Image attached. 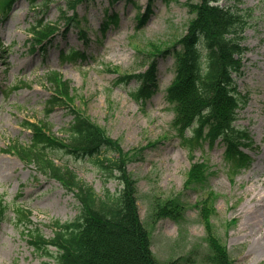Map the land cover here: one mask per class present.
I'll return each mask as SVG.
<instances>
[{
    "label": "rangeland",
    "instance_id": "1",
    "mask_svg": "<svg viewBox=\"0 0 264 264\" xmlns=\"http://www.w3.org/2000/svg\"><path fill=\"white\" fill-rule=\"evenodd\" d=\"M198 0H94L79 5L77 27L67 29L60 20L63 0H50L31 7L17 1L0 23V198L9 206L0 223V264H57L28 243L21 227L14 223V209L22 206L31 213L33 227L45 237L51 236L55 220H73L79 204L59 183L26 166L6 150L12 142L28 144L29 131L22 128L27 120H41L50 90L44 74L59 71L71 82L76 107L117 140L123 151L144 147L140 160L130 161L128 173L136 180V202L141 222L150 235L151 251L161 263L194 254L193 264H206L207 238L196 202L212 192L216 212L211 218L214 234L226 245L234 264H264V201L257 207L258 195L264 194V0H221L229 7L240 2L241 8L254 10L251 26L244 32L242 74L237 76L238 90L247 95V104L239 111L236 125L248 132L252 145L245 149L251 156L249 169L236 176L228 174L223 147L208 142L194 144V157L206 163V176L195 187L184 189L190 167L187 142L171 129L174 104L166 99V88L175 74V57L160 51L174 46L185 33L192 15L188 4ZM150 3L151 14L143 24L137 18ZM117 24L103 25L111 13ZM71 15V12L69 13ZM56 22L59 33L45 50L31 51L28 28L35 20ZM86 34L85 41L80 31ZM3 47L6 49L3 51ZM83 53L71 58L67 51ZM156 61V86L148 97L137 101L131 94L137 84L116 82L128 74H139ZM14 86H19L15 89ZM71 116L66 108H56L48 118L53 132L63 136ZM60 165H68L95 192L116 193L121 185L107 178L97 166V157L75 158L62 152H49ZM114 153L103 150L100 157ZM180 195L183 205L176 220L163 218L152 224L149 217L153 200L163 202ZM235 220L234 223L230 222ZM52 250V249H51ZM191 264V263H188Z\"/></svg>",
    "mask_w": 264,
    "mask_h": 264
},
{
    "label": "trees",
    "instance_id": "2",
    "mask_svg": "<svg viewBox=\"0 0 264 264\" xmlns=\"http://www.w3.org/2000/svg\"><path fill=\"white\" fill-rule=\"evenodd\" d=\"M15 0H0V13H6ZM33 5L37 0H29ZM47 1V0H43ZM89 0H64L66 8L73 10ZM219 0H198L189 4V21L185 34L178 40L174 51L176 58L175 77L167 88V99L175 104V118L172 128L177 136L186 141L190 158L193 145L218 143L224 147V157L235 171L247 168L251 159L241 147L250 143L248 134L237 128L238 110L245 106L247 98L237 90L234 75H241L242 57L246 48L242 46L243 33L253 19L251 8L212 5ZM65 15V13H64ZM114 19V16L110 17ZM145 16L140 19L143 23ZM68 18V23L73 22ZM36 42H43L52 35L55 28L33 27ZM175 46V47H176ZM173 47V48H175ZM172 48V49H173ZM167 49L159 54L169 53ZM156 61L149 63V69L139 75L122 77L127 83L137 81L134 96H148L155 86ZM51 89L46 103V118L55 107L71 101L69 82L57 72L45 75ZM72 119L64 130L65 137H57L47 122H25L23 127L32 133L28 145L14 144L12 151L27 165L35 168L72 193L79 203L78 216L69 222H52V236L45 238L37 228H32L30 213L18 206L15 208V223L29 238V244L37 252L54 258L58 264H162L150 250L149 235L142 226L136 206L135 181L128 175L126 165L138 159L147 147L124 152L119 144L105 135L102 129L91 123L82 113L71 111ZM102 150L114 153L111 158H99L97 164L107 177L119 180L121 190L112 194L106 190L102 196L81 181L68 166L57 165L47 151H61L73 156H94ZM206 165L195 162L187 173L185 187L200 182ZM210 197L200 202L201 218L207 232L208 253L206 259L212 264H231L226 249L214 237L210 217L213 207ZM0 199V222L8 207ZM181 208L177 198L163 202L155 201L153 217L159 219L176 216ZM53 247L55 252H50ZM194 254H188L190 261ZM165 264H181L180 260Z\"/></svg>",
    "mask_w": 264,
    "mask_h": 264
},
{
    "label": "bare ground",
    "instance_id": "3",
    "mask_svg": "<svg viewBox=\"0 0 264 264\" xmlns=\"http://www.w3.org/2000/svg\"><path fill=\"white\" fill-rule=\"evenodd\" d=\"M263 201H264V194L262 195V194H260V195H258V198H257V200H256V206L257 207H261V206H263Z\"/></svg>",
    "mask_w": 264,
    "mask_h": 264
}]
</instances>
